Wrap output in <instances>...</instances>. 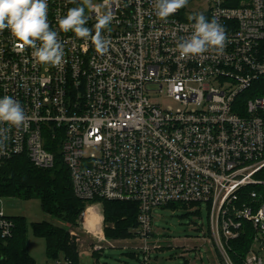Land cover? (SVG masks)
<instances>
[{
  "label": "built area",
  "instance_id": "1",
  "mask_svg": "<svg viewBox=\"0 0 264 264\" xmlns=\"http://www.w3.org/2000/svg\"><path fill=\"white\" fill-rule=\"evenodd\" d=\"M91 2L96 7L85 6L84 14L93 35L98 16L113 14L102 30L111 41L103 54L91 39L59 29L58 20L82 0H47L48 23L63 45L59 66L36 63L31 48L0 31V98L18 100L28 117L19 128L0 124L9 129L0 168L21 155L52 168L48 147H58L78 198L138 203L143 264L161 248L149 242L153 209L171 203L195 212L207 204L209 264H264V96L246 94L264 79V0H188L164 20L154 0ZM200 14L224 27L226 47L180 59L176 43L192 34V17ZM164 88L178 106L155 99ZM247 228L250 247L233 256L231 242ZM14 230L0 208V241ZM92 230V252L113 242L103 228Z\"/></svg>",
  "mask_w": 264,
  "mask_h": 264
},
{
  "label": "trees",
  "instance_id": "2",
  "mask_svg": "<svg viewBox=\"0 0 264 264\" xmlns=\"http://www.w3.org/2000/svg\"><path fill=\"white\" fill-rule=\"evenodd\" d=\"M249 96H264V79L256 81L246 93ZM56 156L52 168L36 167L25 156L7 160L0 168V198H19L40 200L42 210L60 220L67 226H59L48 221L33 222L35 236L46 240V254L53 261L69 259L71 264H80V250L70 234L71 227H78L79 218L85 210L87 201L75 195L70 171L64 163L58 147H48ZM103 202V230L110 241L134 239L137 236L139 205L136 202L99 200ZM177 203L167 206L175 207ZM183 205V204H182ZM186 207V205H183ZM15 223L13 237L0 241V264H36L27 249L28 225L25 217H11ZM252 230L247 228L238 240L231 242L233 256L244 254L251 244ZM94 256L99 251L92 252ZM132 258L139 259V253L128 252ZM185 258L183 264H189ZM109 264V263H104Z\"/></svg>",
  "mask_w": 264,
  "mask_h": 264
},
{
  "label": "clouds",
  "instance_id": "3",
  "mask_svg": "<svg viewBox=\"0 0 264 264\" xmlns=\"http://www.w3.org/2000/svg\"><path fill=\"white\" fill-rule=\"evenodd\" d=\"M187 3L188 0H154L155 15L162 20L167 19ZM85 6L96 7L91 0H82L81 6L68 9L67 14L58 20L59 29L63 32L71 31L82 39H91L96 51L103 54L107 52L111 41L102 35V30L109 28L113 14L109 11L98 16L93 35L92 30L85 26ZM47 11V0H0V31L9 30L23 47L31 48L36 63L59 66L64 57L63 45L58 39V33L50 28ZM192 19L195 20L192 34L176 43L179 58L186 59L205 53L221 54L228 42L224 27L216 18L209 20L203 14ZM27 120L18 100L7 95L0 98V124L19 128ZM8 130L0 128V149L7 139Z\"/></svg>",
  "mask_w": 264,
  "mask_h": 264
},
{
  "label": "rangeland",
  "instance_id": "4",
  "mask_svg": "<svg viewBox=\"0 0 264 264\" xmlns=\"http://www.w3.org/2000/svg\"><path fill=\"white\" fill-rule=\"evenodd\" d=\"M100 6L102 12L107 13V8L102 4ZM155 99H158L163 107L178 106L168 97L165 88L156 94ZM0 208L10 217H25L28 225L27 249L36 264H55V261L48 258L46 254V240L35 236L32 223L48 221L66 228L68 226L62 220L44 212L40 200L36 198L31 200L3 198L0 201ZM90 208H92V216L97 219H91L93 220V230L98 231L99 228H103V202L86 203L85 210ZM199 208L200 211L195 212L193 207L177 204L175 207L164 206L153 209L154 234L149 242L151 246L159 244L161 248L150 252L149 257L152 264H183L185 258L190 261V264H202V262L209 264L207 254H212L211 243L206 239L210 222L209 208L205 203L199 205ZM86 221L85 223L80 221V226L74 228L78 239H80L79 245L80 243L84 244L80 247V264H143L144 255L136 249L141 246L142 241L137 238L103 243L104 248L99 251L97 256H94L92 249L89 248L90 245L92 246L93 240L91 233L86 232L89 226ZM136 251L139 253V259L128 255V252ZM201 257L203 261H201ZM213 264L218 263L214 262Z\"/></svg>",
  "mask_w": 264,
  "mask_h": 264
},
{
  "label": "bare ground",
  "instance_id": "5",
  "mask_svg": "<svg viewBox=\"0 0 264 264\" xmlns=\"http://www.w3.org/2000/svg\"><path fill=\"white\" fill-rule=\"evenodd\" d=\"M92 208H90V209H87L86 211H85V214H84V216L86 217V219H87V221H86V223H88V225L91 227L92 225H93V220H91V219H95V216H92ZM95 220H97V219H95ZM96 227H97V225H96Z\"/></svg>",
  "mask_w": 264,
  "mask_h": 264
},
{
  "label": "crops",
  "instance_id": "6",
  "mask_svg": "<svg viewBox=\"0 0 264 264\" xmlns=\"http://www.w3.org/2000/svg\"><path fill=\"white\" fill-rule=\"evenodd\" d=\"M119 241V240H118Z\"/></svg>",
  "mask_w": 264,
  "mask_h": 264
}]
</instances>
